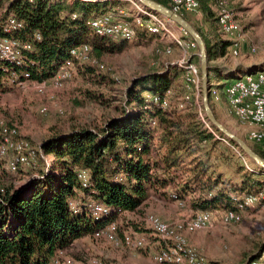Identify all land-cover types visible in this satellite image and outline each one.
I'll use <instances>...</instances> for the list:
<instances>
[{
  "label": "trees",
  "instance_id": "obj_1",
  "mask_svg": "<svg viewBox=\"0 0 264 264\" xmlns=\"http://www.w3.org/2000/svg\"><path fill=\"white\" fill-rule=\"evenodd\" d=\"M154 1L172 10L169 0ZM198 1L203 20L196 29L207 46L213 109L212 83L222 76L213 62L227 55L231 42L220 33L209 4ZM1 4H6L5 24L13 16L24 25L9 36L32 48L23 51L21 66L0 58V90L17 84L25 73L38 82L53 78L70 50L81 45H89L96 58L90 67L102 71L97 59L105 52H122L128 43L98 36L88 26L89 20L122 7L119 0H0ZM181 15L190 22L186 13ZM145 35L139 33V38L144 40ZM84 65L89 64L77 66ZM173 85L170 72L134 79L127 88L126 106L117 116L97 128L54 134L34 150L35 163L28 168L11 173L4 165L13 178H24L36 168L38 176L23 189L0 188V264H52L78 240L140 210L151 189L171 188L162 195L185 202L197 213L235 210L231 195L264 189V169L250 162L234 143H226L218 129L207 126L194 101L180 108L183 98L177 102L173 93L168 95ZM250 146L264 158L260 147ZM82 170L89 174L87 187L78 178ZM72 202L79 205L78 213L72 211ZM92 203L104 205L109 214L94 217ZM263 252L264 245L240 264H254Z\"/></svg>",
  "mask_w": 264,
  "mask_h": 264
},
{
  "label": "rangeland",
  "instance_id": "obj_2",
  "mask_svg": "<svg viewBox=\"0 0 264 264\" xmlns=\"http://www.w3.org/2000/svg\"><path fill=\"white\" fill-rule=\"evenodd\" d=\"M122 3L125 5L119 8H129L131 5L127 2ZM221 3L235 14L238 21L239 18L245 20L246 23L253 21L257 24L256 30L261 33L264 32V0H219L218 4ZM198 16V14L193 13L187 14L190 23L195 28L202 27L203 16H200V22L196 20ZM166 21L168 20L166 19ZM176 27L178 26L176 25ZM176 29L179 32L182 31V36H176L175 34V37L190 38L189 35L185 36V31L182 28L178 27ZM171 33L173 34V32ZM145 39L148 42L139 39L135 42L126 43L125 48L120 53H103L97 59L100 65L103 66L102 71L90 67V64L76 65L71 80L58 90L49 87L45 94H38L33 88L23 90L17 84H7V89L0 90V116L7 123L16 125L19 128L21 137L28 140L32 144L33 150L37 151L39 144L54 134L79 128H97L105 120L117 116L120 110L126 106L127 88L134 79L139 77L155 72H173L177 75L176 81H179L172 88V100L177 102L182 100L186 94L183 82L184 72L177 64H172L174 60L181 58L182 51L180 56L175 51V56L166 57L165 50L169 46L161 45L160 38L145 35ZM170 50L173 53L174 50ZM197 53H199V50ZM197 57L195 63L198 64L200 69V59L199 56ZM94 59L96 60L95 57ZM215 80L219 85L225 84L224 78L220 76L215 77ZM216 91L218 92L219 102L217 106L213 104L212 110L217 120L232 133L248 142L249 145H254L248 138L249 127L230 115L224 88L218 87ZM193 101L194 104L198 105L199 113L203 114L205 124L209 125L210 123L203 111L202 93L198 100L194 95ZM43 106L48 108L47 115H42L39 112V109ZM231 149L235 152L232 147ZM4 165H6L5 162L0 161V188L2 186L23 189L38 176L36 168L29 169L24 178H13L4 169ZM11 179L12 185H10ZM179 203L177 202L178 206L175 207V212L170 211L173 214L169 213V218L164 221L178 224V222L193 217L189 211L190 207H186V203L184 207ZM263 205L260 204L256 208L244 212L242 222L239 224L223 226L220 223H214L212 228L203 230L204 232H201L200 238L206 241L213 240V243H210V246L207 244L205 248L209 249L208 251L212 254H218L219 257L224 259V264H240L246 261V257L258 253V249L264 245ZM163 212L166 214L165 210ZM151 214V212H145L142 207L137 212H129L118 218L116 223L119 227V237L122 238L125 233L130 231L150 234L146 217ZM182 234L186 237L188 244L203 255L201 248L190 240V235L193 233L183 231ZM77 243L79 245L72 251L71 256L67 257L65 254V257L73 259L77 262L76 264H85L93 258L101 260L97 250L109 247L106 240H97L90 236L78 240ZM263 255L264 252L261 257Z\"/></svg>",
  "mask_w": 264,
  "mask_h": 264
},
{
  "label": "built area",
  "instance_id": "obj_3",
  "mask_svg": "<svg viewBox=\"0 0 264 264\" xmlns=\"http://www.w3.org/2000/svg\"><path fill=\"white\" fill-rule=\"evenodd\" d=\"M130 3L128 8H115L110 12L89 20V28L98 36H105L116 41L135 42L139 40V33H145L149 36L171 37L173 43L182 51L181 58L177 65L183 70V82L186 88V94L183 97L184 103L180 108L184 109L193 102L194 95L197 100L202 93L201 71L198 64L193 61L194 56L191 52H197L198 46L192 39L185 37H175L170 31L169 23L161 16H158L140 5L135 0H119ZM172 10L178 14L193 13L200 15V3L198 0H169ZM219 31L223 37L231 42V49L234 56L240 53L243 43L242 27L235 14L223 3L219 5L216 12ZM76 18V16H74ZM3 33L0 34V58L11 62L16 66H21L23 61V51L31 50L29 43H23L11 38L9 35L19 32L24 28L22 22L15 17L8 18L3 26ZM188 35L185 32V36ZM40 41L41 37L37 35ZM256 52V49H252ZM167 55L171 50L166 49ZM199 56V53H197ZM96 63L92 58L89 45H81L70 50L69 58L63 63L56 75L42 82L34 81L29 73L23 75V79L17 82L18 87L23 90L33 88L38 94H45L49 87L61 89L66 82L71 80L76 65ZM103 69V66H101ZM224 93L226 104L230 115L239 122L249 127L248 138L264 151V70L246 75L226 82ZM213 98H218V92L211 88ZM172 91L168 92L171 95ZM168 105L165 100L164 106ZM40 114L47 115L48 108L43 106L39 109ZM200 116L205 122L203 114ZM0 116V160H6V168L11 173H16L20 169H25L35 163V151L32 144L21 137L19 128L14 124H9ZM207 126H209L207 124ZM228 143L225 139H223ZM229 144V143H228ZM239 152V151H238ZM42 154V153H41ZM246 165L247 162L244 159ZM248 167V165H247ZM250 169V168H249ZM79 180L84 187L88 186L89 174L86 170L78 173ZM235 202V210H216L198 212L188 220L171 224L164 221L156 215H147L146 223L158 238L162 249L155 260L158 264H212L200 254L196 249L188 244L183 231L194 233L197 231L208 230L214 223H220L223 226L239 224L242 222V215L250 209L256 208L264 201V189L255 194L231 195ZM184 207L185 202L177 201ZM94 217L100 219L109 214V210L102 204L92 203L89 205ZM71 209L74 213L79 212V205L76 202L71 203ZM94 239L106 240L115 246L124 245L129 249L137 250L145 246L146 240L143 237H135L132 234H124L119 237V227L116 222L111 223L105 228L94 233ZM254 264H264V255ZM52 264H76V262L65 257L64 254L56 257ZM85 264H105L97 258L89 259Z\"/></svg>",
  "mask_w": 264,
  "mask_h": 264
},
{
  "label": "crops",
  "instance_id": "obj_4",
  "mask_svg": "<svg viewBox=\"0 0 264 264\" xmlns=\"http://www.w3.org/2000/svg\"><path fill=\"white\" fill-rule=\"evenodd\" d=\"M209 4L211 7V10L216 14L218 8H219V0H203ZM125 4L122 3L121 6H124ZM6 12V4H1L0 5V30H2L5 25V22H3V18L5 16ZM202 14L198 17H196V20L198 22L201 21V16ZM239 22L241 26L243 27L242 31V37H243V43L241 45L240 53L238 56H234L232 53V49H228L227 55L219 59L215 62H213V65L218 67L221 70V77L224 78V83L238 79L247 73L255 70H260L264 69V32H258L256 30L257 24L254 23L253 21L250 23H246L245 20H240ZM169 28L170 31L173 32V34L176 36H182V31L179 32L177 31L176 25L174 23H169ZM179 30V29H178ZM205 33L207 29L204 30ZM152 37V36H150ZM153 37H158L160 38V44L163 46H169L167 49H173V53L170 55H166L171 57L175 56V51L178 52V55L180 56L181 50L173 43V40L171 37H160V36H153ZM224 39L228 40L227 38L223 37ZM142 41H147V40H142ZM148 42V41H147ZM177 48V49H176ZM255 48L256 52H253L252 49ZM192 56H194L193 61H196L197 57V52H191ZM177 57V56H176ZM178 60H174L172 64H177ZM178 71V70H177ZM172 76L174 77V85L178 83L177 80V75L171 72ZM231 74H235V78H230L229 76ZM182 78V77H181ZM223 84V83H222ZM173 85V86H174ZM212 85L214 86V89H218L219 85L216 83V80L213 81ZM218 98H213V104L215 106L218 105ZM42 143L39 144L38 149ZM151 189L150 196L148 200L145 202V204L142 206L143 210L148 213L156 214V216L162 218L163 220H167L168 214L175 212L174 209L176 206H178L177 202L172 201L168 199V197L162 195V192H171V188H166V189ZM192 196L187 197L186 201L189 202L191 200ZM264 206V205H263ZM186 207H190L188 204ZM142 209V208H141ZM166 211V214L163 211ZM252 210V209H250ZM172 211V212H170ZM190 213L194 216L197 212L194 211L192 208H190ZM216 211V210H214ZM249 211V210H247ZM246 211V212H247ZM173 214V213H172ZM182 216V215H181ZM184 216V215H183ZM175 219V218H174ZM178 220V219H176ZM149 228V226H148ZM150 234H144L141 232H134L130 231L125 234H132L135 237H143L146 240V244L143 248L133 250L129 249L124 245L121 246H115L112 243H109V247L106 249L102 250H97V253L101 256V260L105 264H158L155 260L156 255L159 254V252L162 249V245L159 242L158 238L154 235L152 230L149 228ZM201 232L204 231H199V232H194L193 234L190 235V240L193 244H195L197 247L201 248V251L203 252V256L207 258L209 262L212 264H224L223 260L221 257H219L218 254H212L209 252L207 248V244L213 243V240L210 239L206 241L205 239H201L200 235ZM84 238L80 239L83 240ZM79 245L77 242L73 245V249H69L65 254L67 257L71 256L72 251ZM77 263V262H76ZM83 264V263H79ZM236 264V263H234Z\"/></svg>",
  "mask_w": 264,
  "mask_h": 264
},
{
  "label": "water",
  "instance_id": "obj_5",
  "mask_svg": "<svg viewBox=\"0 0 264 264\" xmlns=\"http://www.w3.org/2000/svg\"><path fill=\"white\" fill-rule=\"evenodd\" d=\"M140 5H142L146 10L167 19L171 23L176 24L178 27L182 28L190 38L197 44L199 49V59H200V71H201V81H202V106L205 113V117L208 122L218 129L225 137V140L232 142L238 148V150L255 166L264 169V158L256 153L254 149L246 142L241 139L230 130H228L223 124H221L210 106L209 101V64H208V53L207 46L197 31V29L187 21L182 15L174 12L170 8L154 1V0H135ZM213 86V85H212Z\"/></svg>",
  "mask_w": 264,
  "mask_h": 264
}]
</instances>
